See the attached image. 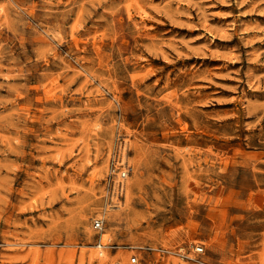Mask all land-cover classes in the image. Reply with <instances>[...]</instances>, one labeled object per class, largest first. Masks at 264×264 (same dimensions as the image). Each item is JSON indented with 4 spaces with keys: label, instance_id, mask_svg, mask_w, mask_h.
Wrapping results in <instances>:
<instances>
[{
    "label": "rangeland",
    "instance_id": "374dc122",
    "mask_svg": "<svg viewBox=\"0 0 264 264\" xmlns=\"http://www.w3.org/2000/svg\"><path fill=\"white\" fill-rule=\"evenodd\" d=\"M0 264H264V0H0Z\"/></svg>",
    "mask_w": 264,
    "mask_h": 264
},
{
    "label": "bare ground",
    "instance_id": "6f19581e",
    "mask_svg": "<svg viewBox=\"0 0 264 264\" xmlns=\"http://www.w3.org/2000/svg\"><path fill=\"white\" fill-rule=\"evenodd\" d=\"M128 149V148H127ZM124 150V149H123ZM139 151V150H138ZM122 153V152H121ZM142 154H143V152H142ZM128 155V154H127ZM144 157V156H143ZM140 159V158H139ZM143 159V158H142ZM133 163H135V162H133ZM134 166V165H133ZM135 169V168H134ZM137 170H138V168H137ZM139 171V170H138ZM141 174V173H140ZM135 175V174H134ZM118 176H120V175H118ZM135 177V176H134ZM133 177V178H134ZM131 178V177H130ZM142 179V178H141ZM135 180V179H134ZM132 182H134V181H132ZM141 184V183H140ZM131 185V184H130ZM132 187V186H131ZM138 190V189H137ZM129 191V190H128ZM130 193H132V192H130ZM121 195V194H120ZM132 195V194H131ZM133 196H134V194H133ZM97 202V201H96ZM99 203V202H98ZM95 204V203H94ZM106 204V203H105ZM95 207H97V206H95ZM101 208V207H100ZM104 208V207H103ZM99 210V209H98ZM95 211H97V210H95ZM94 211V212H95ZM126 211V210H125ZM93 213V212H92ZM105 213V212H104ZM94 214V213H93ZM106 214L108 215L107 217L109 218V220H110V222H111V225L112 226H115L116 225V223H117V218H118V216H117V213L116 212H112V211H110V210H108L107 212H106ZM106 218V217H105ZM108 221V220H107ZM109 232V231H108ZM108 232H105L104 233V237H105V240H106V243H104V244H108V239H109V236H110V234L108 233ZM103 244V245H104ZM101 254L102 255H106V253L105 252H101Z\"/></svg>",
    "mask_w": 264,
    "mask_h": 264
},
{
    "label": "built area",
    "instance_id": "2783aa9c",
    "mask_svg": "<svg viewBox=\"0 0 264 264\" xmlns=\"http://www.w3.org/2000/svg\"><path fill=\"white\" fill-rule=\"evenodd\" d=\"M131 171V166H128L126 167L123 171H122V177L123 178H127L128 177V174L130 173ZM95 228L98 229V230H104L105 228V220L102 219V218H99L95 221ZM199 251H203L204 250V247L203 246H199ZM136 261V259H135Z\"/></svg>",
    "mask_w": 264,
    "mask_h": 264
}]
</instances>
